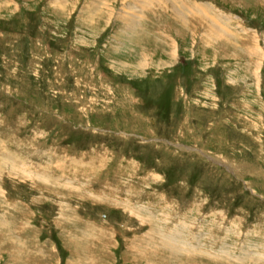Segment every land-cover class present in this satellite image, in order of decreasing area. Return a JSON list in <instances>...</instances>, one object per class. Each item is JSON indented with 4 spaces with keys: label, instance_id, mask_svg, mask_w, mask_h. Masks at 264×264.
<instances>
[{
    "label": "rangeland",
    "instance_id": "rangeland-1",
    "mask_svg": "<svg viewBox=\"0 0 264 264\" xmlns=\"http://www.w3.org/2000/svg\"><path fill=\"white\" fill-rule=\"evenodd\" d=\"M144 1L0 0V264H264V0Z\"/></svg>",
    "mask_w": 264,
    "mask_h": 264
},
{
    "label": "bare ground",
    "instance_id": "bare-ground-1",
    "mask_svg": "<svg viewBox=\"0 0 264 264\" xmlns=\"http://www.w3.org/2000/svg\"><path fill=\"white\" fill-rule=\"evenodd\" d=\"M161 1L162 0H146V1H144L145 3H143V6H144V9L145 8H147V7H149V6H153V4H152V2H159V3H161ZM135 2V1H134ZM164 2V1H163ZM166 3V7H167V2H164V4ZM179 2H177V0H174V3L173 4H169L168 5V7H176V5L178 4ZM149 4V5H148ZM184 3H180L179 5H182V6H185V5H183ZM201 4V3H200ZM160 5H163V4H160ZM195 5V4H194ZM205 11V10H204ZM204 11H202V12H204ZM201 12V13H202ZM197 13H199V12H197ZM191 16V15H190ZM205 16H206V14H205ZM212 19V18H211ZM214 22V19H212V22L211 23H213ZM186 23H187V21H186ZM188 25H189V22H188ZM210 27H212V26H210ZM210 28H208V30H209ZM212 33V32H211ZM210 33V34H211ZM219 33H220V31H219ZM215 34V33H214ZM213 35V33L211 34V36ZM221 36V35H220ZM8 155V156H7ZM3 154V156H6L7 158L6 159H2V157H1V159L2 160H4V162L6 163V166L7 167H13V168H15V169H17L18 170V166H20V165H18V163H19V161H20V159H15V158H12L11 157V155L8 153V154ZM10 161H12V164H8ZM0 163L1 164H3V161H0ZM22 163H24V162H22ZM21 163V164H22ZM25 164V163H24ZM3 166V165H2ZM19 168H21V167H19ZM39 169H40V167H39ZM21 171V170H20ZM26 174H27V178H31V176H36V178H39V180L40 181H42V182H45L46 181V183L47 182H49L50 181V174L48 175V174H46V172L43 170L42 172L40 171L39 173L38 172H36V173H34L33 172V174H32V172H30V171H27V170H23ZM29 173V174H28ZM17 174V173H16ZM32 174V175H31ZM22 176V175H21ZM26 175H24L23 177H25ZM33 179V178H32ZM58 182V181H57ZM58 183H60V182H58ZM151 238L152 239H161L162 240V244L163 245H165V247H167V249H173V248H175L176 246H177V244L178 243H180L178 240H174V238L172 239V238H169V237H167V236H165V235H163V234H157V236L154 234V238L151 236ZM151 240V239H150ZM151 244H155L156 242L154 241V240H152V241H149ZM155 245H157V243L155 244ZM154 246V245H153ZM156 247V246H155ZM176 252V251H175Z\"/></svg>",
    "mask_w": 264,
    "mask_h": 264
}]
</instances>
